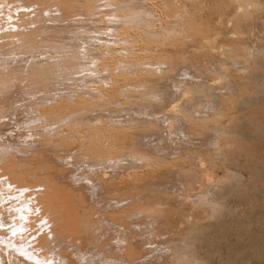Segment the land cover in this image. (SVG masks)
I'll return each instance as SVG.
<instances>
[{
	"label": "bare ground",
	"instance_id": "6f19581e",
	"mask_svg": "<svg viewBox=\"0 0 264 264\" xmlns=\"http://www.w3.org/2000/svg\"><path fill=\"white\" fill-rule=\"evenodd\" d=\"M17 1L22 2L19 7L23 10L18 14L17 11L15 13L13 10V14L18 15V18L15 16L16 21H13L14 18L9 14L12 25H9V27V23H6L8 30L5 27L6 25H1L2 28L0 29V119L6 113L14 111L18 103L22 104L24 102L22 100L21 103L19 97H23L24 94L26 96L28 92L32 94L34 104L31 105L30 109L36 116L34 117L35 121H40L45 126L42 128L43 131L40 132V137H44V142L48 145L51 144L49 146L54 149L63 148L62 150L66 151L65 154L67 153V157H69L68 159L64 158V162H68L66 165L71 166L72 163L69 161L73 159L76 168L81 169L86 164L91 166L89 168L93 170L94 177L88 176L89 178L84 187L96 197L100 198L104 194L103 197H106L104 202L107 205L104 207H107V212L111 211V214L108 213L107 219L103 216L101 223L108 224L121 237V244L132 250L133 244L131 242L136 241L134 239L136 233L133 232L146 229L150 242L145 245L151 248L154 245L151 239L162 228L159 221V219H162V215L165 213L171 215L180 213L178 211L180 208L175 206L176 203L174 204L173 200L171 201L163 195H175L179 190L181 194L192 198L195 196L191 194L193 181L188 178L187 172L196 166L194 163L197 162L196 159L200 161V165L203 167L207 168L208 166L207 161L210 160L211 156L205 147L206 145L203 144L204 141L200 142L202 138H199L204 133L195 132L193 130L194 125H197H195V128H199L200 123L206 125V122H208L209 125V121L213 122L219 118L236 117L229 112L237 106L220 109L219 102L227 103L225 97L229 96L230 92L226 91L229 95L227 94L225 97L224 95L220 96L218 93L221 90L219 91L218 88V93L212 91V93L205 94V99H203L205 103L199 100V103L196 102L198 105H191L190 107L193 106L194 109L193 112L190 109L184 110L182 105H184L185 100L192 101L193 98L190 95L196 91V88L201 87L203 83L206 85V73H214L213 71L218 70L221 66V74V70L219 71L221 79L216 82L220 86L225 83L231 87L230 77L227 78V73H233L238 69L249 72L251 69V66H246L248 63L245 64L241 61L240 63L231 59L232 55L231 58L228 56L231 59L230 63H222L223 65L220 64L219 67L217 63L213 67L195 61L194 59L198 57L211 58L217 54L223 56L225 51L222 52L221 49L234 52V49H232L234 46L232 47L231 44L221 45L220 43L221 47L217 44L216 39L219 38V34L214 27L212 29L210 26L213 33H210V31L208 33L203 32L204 26L197 23V15L206 8L214 10L224 5H232V9H235L233 19L230 18L228 21V23H232L236 18L247 17L255 12H264V0H213L212 2H206L205 0ZM13 2H16V0L9 2L0 0V6L6 8V3ZM1 10L0 16L3 15L5 9L2 13ZM5 15L1 16L0 21H7L3 20ZM8 16L6 17L8 18ZM47 21L52 24L45 25ZM71 23H76V25L72 26ZM219 24H221V18L215 21L214 26L217 28ZM66 26H69V28ZM70 28L73 32L70 38L65 39L59 36V33L67 32L66 30H70ZM3 29L6 30L3 31ZM68 34L67 37L70 36ZM186 42L195 43L196 49L193 51L191 60H183L181 72L179 73V65L176 61L185 52L181 45ZM20 54L28 56V60L23 66H12L11 61L15 60ZM245 60L244 62H247V59ZM222 62H224L223 59ZM259 78L264 80L263 76ZM62 79L71 82L69 84L71 86L68 87L66 93H60L57 90L58 88L48 91L42 89L44 83H46V86L47 83L56 84ZM213 82L215 81L213 80ZM158 85L164 86V91L161 90L162 93L152 91ZM15 86L17 88L12 94L16 95H8ZM258 88L256 93L263 96L264 82ZM233 89L232 91L237 90L236 88ZM40 93L42 95H39ZM203 94L199 95L202 96ZM136 95L148 98L149 101L154 103H162L166 107L174 104L170 109L173 113L172 117L168 113L169 109L166 110L167 112L163 109L164 112L159 111V113H157L158 110L155 112L150 110L152 112L142 116L140 115L141 112L143 113L142 110L141 112L137 110L139 113L134 109L136 111L134 114L137 113L136 117H134V114H126L127 111L125 113L122 109L128 107V109L134 111L132 107L134 105L131 104H134L133 101H135ZM151 104L153 106V103ZM239 104L240 115L245 116V120L240 121L241 123L232 129L233 135L239 136L248 143L254 141L264 142V117H261L263 111L256 107L257 100L253 97H245L243 103L239 102ZM148 105L150 107V104ZM25 109V111H28L27 108ZM148 109L146 108V111H144L147 112ZM20 112L22 113L21 110L18 113ZM141 117L150 120L151 123L146 121L148 125H156L155 128L149 127L151 130L148 129L153 133L152 137L148 135L150 139H147V141L144 139L146 142H143V146L147 147L146 150L142 149L141 139L139 140L141 143H132L134 140H138V138L135 139V132L138 128H141L140 125L146 123L144 118L142 124L137 121ZM5 123L7 122L5 121ZM1 125L0 123V127ZM252 126L253 129H251ZM145 127L141 128L142 130L145 129L144 132L148 131ZM219 133L217 131L214 140H211L210 143L217 151L218 156L220 149L229 150L233 145V142L226 145L222 143L221 137L229 138L227 129H224V136ZM34 136L36 137V135ZM1 137L2 133L0 132V139ZM128 137L134 138V140L132 138V144L129 139V144L123 143L124 141L128 142ZM123 139L125 140L122 142ZM1 141L0 264H76V261L80 260V255L83 254L81 250L83 243L78 235L87 233L86 227H88V223L90 224L89 221H93L88 215L91 211L85 209L86 211L83 210V214L80 215V209L78 210V207L71 201L74 196L70 200L69 195L62 194L64 191L60 193L56 183L53 179L51 180L52 177L47 178V173L46 175L43 174L46 177H41L37 173V169H31V172H29L21 168L20 165L18 166L17 164L20 161L17 163L16 157L19 156L14 157L12 155L13 150L16 148L14 146L17 145L16 142V145L13 146L12 143L9 144L10 142ZM37 143L40 144L39 140ZM244 149L249 154L253 152L250 146ZM89 161L91 164H89ZM23 165L25 166V163ZM74 166L72 164V167ZM30 168L32 167L30 166L29 170ZM193 172L195 171L193 170ZM80 174H76L78 178L83 176H80ZM226 176L224 175V177ZM205 179L209 183L212 180L209 174L205 176ZM155 180L160 181L156 185L157 187H154L155 184L153 186ZM139 181L142 184L144 183L143 193H139L135 189L136 185H139L137 183ZM212 183L210 186H212ZM224 183L221 184L224 185ZM75 185L77 184L75 183ZM110 185L116 186L118 191L114 194L108 193L107 189ZM210 192L212 198L219 195L221 197L228 195V192L223 193V195H216L215 193L221 192H215V190L213 193ZM200 199L204 198L200 197ZM214 199H211V201L207 198L208 201L205 200V203L211 201L208 204H212ZM190 200L192 201V199ZM219 203L215 204L218 206ZM223 210L226 209L222 208ZM226 213L228 212L226 211L224 214ZM143 217L148 221L147 225L144 227L137 226L136 221ZM254 218L263 225H257L254 231L248 229L245 233L237 232V236L241 241L244 236H247L246 242L238 241L236 244H229L226 247L229 251L228 258L231 263L236 262V257L239 254L243 255V260L251 259L253 256L264 258V219ZM93 223L91 222V224ZM103 230L99 229V231ZM104 233L106 232L98 233L99 236L103 235L102 239H104ZM178 245L180 247V243ZM177 246L173 248L178 249ZM173 248L171 249L173 250ZM131 249L125 251V253H128L127 256H134L133 251L130 252ZM86 257L88 256H85V259ZM130 258L128 257L129 260ZM85 259L83 258V260ZM104 259H106L105 264L120 261L119 258H106V256H104ZM99 261L101 262V260ZM87 263L92 264L90 260Z\"/></svg>",
	"mask_w": 264,
	"mask_h": 264
},
{
	"label": "rangeland",
	"instance_id": "374dc122",
	"mask_svg": "<svg viewBox=\"0 0 264 264\" xmlns=\"http://www.w3.org/2000/svg\"><path fill=\"white\" fill-rule=\"evenodd\" d=\"M7 1L9 2L11 0H7ZM205 1L206 2H212L213 0H210V1L205 0ZM20 3H22V2L16 0V2H13V3H6L5 4L6 8H4L3 6H0V8L2 9V10L0 9L1 13H2L3 9H5L4 12H5V14H7V15H5L3 12L2 13L3 15H1L2 17L5 15V19H3V20H7V21H4L5 23L2 20L0 21L1 22L0 29L2 28L1 25L2 26L6 25V23H9L8 26L12 25L10 23L12 20L11 16L14 19H15V16H16V18H18L17 14L20 13L21 10H23L22 8L19 7ZM14 4H16L17 6L15 5V7H14ZM6 5L10 6V7L8 6L9 12H8ZM227 6H228V8H226ZM223 7H225V8H223ZM232 8H233L232 5H224V6L219 7V9L217 7L214 10H209L206 8L201 13H199L197 15V23H200L201 26H204V29H202V30L205 33H208L209 31H210V33H213L212 29L214 27L215 31H217V33L219 34V38L216 39L217 40L216 42H218L217 44L219 46H220V43H221V45L222 44H224V45H230L231 44L232 47L234 46L232 48V49H234L233 50L234 52L232 53V50L228 51V49H221L222 52L225 51L224 52L225 56L217 54L216 56L211 57V58L210 57H198L197 59H194V60L197 61L199 64H205V65L209 64L213 67L217 63L218 64L217 66L219 67L220 64L223 65L222 63L225 64L226 62L230 63L231 59H233V60H236L239 62L241 61L245 64L248 63L246 66H251V69L249 72H243L242 69H240V70L238 69V70L233 71V73L229 72L226 74L227 78L230 77L229 81L231 83V87L234 89L236 88L238 91L237 90L235 91L234 89H233L234 91H232V88L229 87L225 83L224 84L222 83L221 84L222 86H220V84L216 82L217 80L221 79L220 78V76H221L220 74L222 72L221 66L218 68V70L216 69L217 71L215 70L216 73H215V71H213L215 74L214 73H211L212 75L207 74V73H206V75L204 74L206 79L208 80V81L206 80V82H205L206 85L203 83L201 85V87L196 88V91H197V92L195 91L196 94L194 92L193 93L194 95L193 94L190 95L193 98V99H191L192 101L185 100L184 105H182V108L184 110L190 109V111L193 112L194 109H193V106H192V108L190 107L191 105H193V104H194V106L198 105V103L200 102L199 100H201V102L204 101L203 99H205V96H206L205 94L212 93V91H213V93H215L216 91L218 93V89H219V91L221 90L218 93V95H220V96L224 95V97H225L228 94L227 92H230V95L228 94L229 96L225 97L227 100V103L219 102L221 105L220 109H222V110L225 108L228 109L230 106L235 105L237 107L232 108V110L229 113L231 115L232 114L235 115L236 117L233 118L232 116H230V117L219 118L218 120H214L213 122L209 121V125H208V122H206V125H205V123H204V125H203V123H202V125L200 123V125L198 124L199 128H197V127L195 128L196 124L194 125V127L192 125V127L194 128L193 130L195 132L204 133L203 135H201L199 137V138H202L200 140V142L204 141L203 144L206 145L205 147H206V149H208L209 155L211 157H210V160L207 161V164H208L207 168L200 165V161L198 159H196L197 162H194L196 166H194V168L192 167V170L187 172L188 178L192 179V181H193L191 194L195 195V196L190 198L189 196H185V195L181 194V192H179V190H178L179 193L178 192H176L177 194L175 193L176 196L174 194H173L174 196L172 194L163 195L165 198L168 197L167 199H169L171 201L173 200L172 202L174 204L176 203L175 206L177 208H180V209H178V211L180 213H177V214L175 213L173 215L165 213L162 215V217H161L162 219H159L162 228L160 229V232L155 233L154 237L151 239V241L154 242V245H152L153 247L151 246V248H148L147 247L148 245H145L147 242H150L149 236L146 233V231H147L146 229L145 230L142 229L140 231L136 230V232H133V233H136L134 236V237H136V238H134L136 241L131 242V244H133V246L130 244V246L133 247V250H132L131 248H128V247L126 248V246H123L121 244L122 243L121 242L122 239H120L121 237L119 236V234L115 233L108 224L105 225V224L101 223V221L103 220V216H105V218L106 217L108 218V215L111 214V211L107 212L108 211V209H106L107 207H104V206H107L106 203L104 202L105 198H106V197H103L104 194L102 195L103 198L102 197H100V198L96 197L89 190H86V187H84L85 183H87V179L89 178L88 176L94 177V174H92L93 170L90 169L91 166L89 165L90 166V168H89V166L86 164L85 167L82 166L83 168H81V169L76 168V166H74V162L72 161L73 159H70L69 162L72 163L74 167H72V164H71V166L66 165V164H68V162H64V160H65L64 158L65 157H66V159L69 158V157H67V153L65 154L66 151L62 150L63 148H60V149L58 148L59 150L54 149V148H52V146H49L51 144L48 145L44 142V137H40V132L43 131L42 128L45 126L43 124H41L40 121H38V122L35 121L34 117H36V116L34 113L31 112V109H30L31 105L34 104V99L31 96L32 94H30L28 92V94H26L27 97L25 96V94L23 95V97H21L22 99L19 97L18 99L21 100V101L20 100L19 101L22 103L23 102L22 100H24L25 103L24 102H23L24 104L18 103L17 108L14 109L15 112L14 111H11V113L8 112L3 117L4 120H3V118L0 119V123L3 125V126L1 125V127L3 129L0 127L1 128L0 132L2 133V137L0 140L3 141L5 139L3 142H5V143H6V141L8 143L10 142L9 144L12 143L13 146L16 142L17 145L15 144L16 146H14V148L15 147L16 148L13 150L12 155H14V157L19 156V157H16V159L18 160L17 163L20 161L17 165L18 166L20 165L21 168L26 169L29 172H31V169L32 170L37 169L38 170L37 173L41 177H46V176H47V178L52 177L51 180L53 179V181L56 183V185L58 186L57 188H58L60 193L62 191H64V192H62V194L66 193L67 195H69L70 200L74 196L71 201H73L74 202L73 204H75L76 207H78L77 208L78 210L80 209L79 210V211H81V212H79L80 215L83 214L82 213L83 210L84 211H86V210L91 211V213L89 212L90 214L88 213V215H89L91 220H93V221L95 220V221H94V223H93V221H89L90 224L88 223V227H86L87 233L85 232L87 235L86 234L80 235V236L78 235V237L82 240V243H83L81 246V250H82L83 254L80 255V260H77L76 264H86L87 262H89V260L91 261L92 264H105L106 259H104V256H106V258L109 257V258H116V259L119 258L120 259V261H118V262L116 261V262L109 263V264H121V263L122 264H264V258H262V257L257 258V256H253L251 259L243 260L244 257L242 254H239V256L236 257V262L231 263L229 261V258H228L229 257V251L226 248L229 244H236L238 241L239 242L241 241L237 236V232H244L245 233L248 231V229L250 231H254L256 229L257 225H263L261 222H258L257 220H255L254 217L264 219V142H259V141H254V142H250V143L245 142L239 136H237V135L234 136L233 131H232V129H234L237 125H239V123H241L243 120H245V116H243L242 114L240 115V112L238 109V106L240 107L239 102L243 103V99H245V97L246 98H250V97L252 98L253 97L255 100H257L256 107L258 109L260 108L263 111V112H261L262 113L261 117H264V95L262 96V95H259L256 93L257 92L256 89L258 87H261V84L264 82L263 79L259 78L260 76L264 77V52H263L264 51V12H257V13L255 12V13L250 14L247 17H239V18H236L234 22L228 23L230 18L233 19L232 16L234 14L235 9H232ZM13 10L15 11V13L17 11V14H15V13L13 14V12H14ZM9 14L11 16H8ZM45 15L47 16V14H45ZM252 15H253V17H252ZM1 16H0V19L2 18ZM6 16H8V18ZM46 18L49 19L48 17H46ZM218 18H221V24H219L216 28L214 26V23ZM252 18H253V21H252ZM14 19H13V21H16V19L15 20ZM50 24H52V23L47 21L45 25L48 26ZM71 24H69V26H71ZM74 25H76V23L72 24V26H74ZM69 26H66V27L69 28ZM210 26L212 27V29H211L212 31L210 30ZM5 27H7V25ZM32 27H34V26H32ZM6 29L8 30V27ZM6 29H3V31H5ZM14 29H16V28H14ZM66 31L67 32H64L61 34L59 33V36L65 38V39L70 38L73 34V32L71 31V28H70V30L67 29ZM68 31H70L71 33ZM67 34L70 36L67 37ZM53 35H55V34H53ZM181 47L183 49H185V52H183L177 58V61H176V63L179 65V68H178L179 73L181 72V66H182L183 60H187V59L191 60V58H193V51L196 49V45H195V43L186 42L183 45H181ZM235 55H237V56H235ZM20 56L24 61L20 58ZM228 56H230V58L231 57L232 58L229 59ZM244 57H245V59H247V62H244V61H246L244 59ZM17 59H19V60H17ZM222 59L224 62H222ZM239 59H241V60H239ZM27 60H28V56H23V54H20L19 56H17L15 58V60L11 61V65L14 67L23 66V64H25V62ZM14 63H15V65H14ZM219 71H220V74H219ZM230 73H232L233 76ZM212 77H213V79H212ZM213 80L215 82H213ZM70 83H71L70 81H65L62 79L59 81V83H56V84H48L47 83V86H46V83H44V85H43L44 88L42 86L41 87L45 91L46 90L47 91L53 90L54 88H56V89L58 88L57 90H59L60 93H66V90L68 89V87L71 86V85H69ZM213 84H215L216 87ZM207 85H210V86H207ZM158 86H156L154 88V90H156V91L152 90L154 93H162L164 91L163 85H158ZM160 87H162V88L159 89ZM207 87H209V88H207ZM16 88H17V86H15L13 91L9 92L8 95L10 94V96H15L16 94H14V93L12 94V92H14V90ZM200 88H203V89H201L203 91H201ZM229 88L231 89V91H229L230 90ZM161 90H162V92H161ZM5 93L7 94V92H5ZM42 93H40L39 95H42ZM201 93H204L203 94L204 96L199 95ZM198 96H199V98H198ZM25 97L27 100L25 99ZM135 97H136L134 99L135 101H133L134 104H131V105H134V106H132L133 110L134 109L136 111L139 110L140 112H141V110L143 111V113L142 112L140 113L139 111H137L140 113L141 116L143 114L152 112L150 110H154V112L158 110L157 113H159V111L161 112V111H163V109L165 110V112H167L166 110L169 109L168 113L172 117L173 113H171L170 109L172 108V106L174 104L168 105V107H166L162 103L160 104V103L151 102V101H149L148 98L146 99L145 97H141V95H136ZM138 97H139V99H138ZM194 97H195V99H194ZM196 98L198 99L197 101H196ZM141 99L142 100L144 99L145 101L144 100L140 101ZM189 101L191 102V104L189 103ZM149 102L153 103V106ZM196 102H198V103H196ZM203 103H205V101ZM148 104H150V107ZM185 104H186V106H185ZM222 104H224L225 106ZM136 106H138V107H136ZM143 106H144V108H143ZM151 106L153 107V109L151 108ZM24 107L27 108L28 111H25L26 109ZM140 107H142V109H140ZM145 107L147 109L148 108H150V109H148L147 112H145L146 111ZM23 108H24V110H23ZM127 109H128V107H126V109L124 108L122 110L125 113L127 111L126 114H131V115H133L134 112H136L135 110L132 111L130 109H128V110ZM20 110L22 111V113L21 112L18 113ZM23 111H25L26 113ZM136 114H134V117H136ZM143 118L145 119L146 117H141L140 119H137V121L141 122V124H142V123H144V121H142V120H144ZM219 120H220V123H219ZM5 121L7 123H5ZM146 121L150 122V120H148V118L145 119V122ZM20 122H22V123L20 124ZM147 122L144 123V125L143 124L140 125L141 128H144L146 125H148ZM41 125H43V126H41ZM154 126H156V125L155 124H153V126L148 125L145 128H147V130H148ZM32 127H35V128H32ZM141 128H138V130H137L138 132L137 131L135 132L136 133L135 139L138 138L137 141H135L133 137H130V138L128 137L127 141L129 139L130 143H131L134 140L132 143L136 142V144H137V142L141 141L142 143L141 142L140 143L143 146L144 143L147 141V139H150L148 137V135H150L152 137L153 132H151L150 131L151 129H150L148 131H145V132H147V133H145L144 132L145 129L142 130ZM224 129H227L228 134H229V138L228 137H226V138L221 137L222 143L224 145H226L228 143L233 142V145L231 146V148L229 150L224 151V149H220L219 150V156H218V154H216L217 151L213 148L212 144H210V143L214 140L213 138H214L215 134L217 133V131H218V133L220 132L219 133L220 135L224 136V134H223ZM251 129H253V126L251 127ZM2 130H3V132H2ZM149 132H151V133H149ZM38 133H39V135H38ZM131 134H133V133H131ZM34 135H36V137ZM146 136L148 138H145ZM37 138H39V139H37ZM132 138H133V140H132ZM144 139H146V141ZM38 140H39L40 144L37 143ZM124 140L125 139H123L122 142ZM123 143L129 144V141L128 142L124 141ZM33 145H36L37 148H36V146L33 147ZM248 146H250L253 150V152L250 154L248 153V151H246L244 149L245 147L247 148ZM19 148H21V149H19ZM23 148L25 149L24 151H23ZM142 149L146 150L147 147L143 146ZM20 150H22V151L20 152ZM41 151H42V153H41ZM20 154L24 155V156L21 157ZM41 154H43V155H41ZM63 155H64V157H63ZM20 157H21V160H23L22 163H21V160L19 159ZM24 157H26V158H24ZM61 157H63V158L61 159ZM24 163H25V166L23 165ZM27 164H28V169H27ZM89 164H91V162ZM29 165L32 167V168H30V170H29V167H30ZM34 166H35V168H33ZM85 168H87V169H85ZM88 168L90 169L91 172L89 171ZM259 168H261V169H259ZM188 169H189V166H188ZM193 170L195 172H193ZM212 172H214V173L212 174ZM46 173H47V175H46ZM85 173L87 176L85 175ZM229 173H231V174H229ZM43 174H45L46 176ZM76 174L77 175L80 174V176L83 175L82 177H80L82 179L78 178V176ZM165 174H167V173H165ZM170 174H171V172H170ZM208 174H209V176H211V179L214 177L210 183L205 179V176ZM224 175H227L228 177L227 176L224 177ZM74 177H75V180H74ZM76 179H78V181H76ZM83 179H84V181H83ZM221 180H224L226 184L224 183V181H221ZM79 181H81V182H79ZM222 182L224 183V185L221 184ZM75 183L77 185H75ZM137 183L139 185H136V187H135L136 191L139 193H143L144 192V190H143L144 183L142 184L141 181H139ZM159 183H160L159 180H155L153 182V186L155 184L154 187H157L156 185H158ZM211 183H212V186H210ZM180 186H179V188H180ZM222 187H224V188H222ZM214 190H215V192H221V193H215L216 195L217 194L223 195V193H225V192H228L227 193L228 195H225L226 197H221L220 195L217 197L214 196L215 197V199H214V197L212 198L210 196V193H211L210 191H212V193H213ZM107 191H108V193L110 192L111 194H114L115 192L118 191V189L116 186L110 185V187L107 189ZM127 192H128V189H127ZM170 195H172V196H170ZM201 195H203V196H201ZM209 196L211 197V199H214V201H213L214 204L213 203L208 204L209 202L212 201L211 199H209L210 198ZM197 197H199V198H197ZM200 197H202L204 199H200ZM189 198L192 199V201ZM193 198H195V199H193ZM207 198H208V200H211V201H209L208 203H205L206 201H208ZM194 200L197 202H195ZM218 202H220L222 205L219 203L217 206L215 203H218ZM181 205L183 206V208ZM215 208H216V210H215ZM222 208L226 209L223 211H225V212L227 211L228 213L224 214L225 212L222 211ZM98 209H99V211H98ZM182 214L184 215V217ZM91 215L93 216L92 218H94V219L91 218ZM245 219H246V221H245ZM251 219L252 220L254 219V220L252 221ZM91 222L93 224H91ZM98 222H100V223L98 224ZM253 222H256V223H253ZM147 223H148V221L144 217L140 218V220L136 221L137 226L141 225L144 227L147 225ZM97 225H99V226H97ZM131 225H133V224H131ZM247 225H249L248 228H247ZM243 226H245V227H243ZM99 229L100 230L104 229V230L99 231ZM103 232H106V233H104V239H102L103 235L99 236V234H98V233H103ZM107 233L109 234V236ZM156 234H157V236H156ZM99 240H101V241H99ZM246 240H247V236H244L241 242H246ZM178 243H180V247H179ZM90 244H92V245H90ZM174 246H177L178 249L173 248ZM171 248H173V250ZM127 249H131L130 252L133 251V253H134V256L132 255L133 258H132V256L126 255V254H128V253H125V251H128ZM256 252L257 251L255 250V253ZM92 254H94V255H92ZM101 255H103V256L101 257ZM85 256H88L89 259H88V257H86V259H85ZM128 257L129 258L131 257L130 260L128 259ZM83 258L85 260H83ZM81 259H82V262H81ZM98 259L101 260V262ZM86 260H88V261H86ZM102 260H104V261H102ZM123 260H126V261H123ZM227 261H228V263H226Z\"/></svg>",
	"mask_w": 264,
	"mask_h": 264
}]
</instances>
